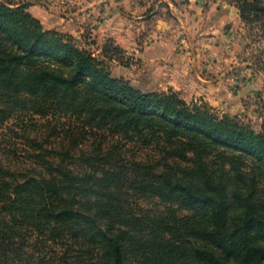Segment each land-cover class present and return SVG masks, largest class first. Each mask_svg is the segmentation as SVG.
<instances>
[{
    "label": "trees",
    "instance_id": "trees-1",
    "mask_svg": "<svg viewBox=\"0 0 264 264\" xmlns=\"http://www.w3.org/2000/svg\"><path fill=\"white\" fill-rule=\"evenodd\" d=\"M29 6L0 0V264H264V124L141 91Z\"/></svg>",
    "mask_w": 264,
    "mask_h": 264
},
{
    "label": "rangeland",
    "instance_id": "rangeland-1",
    "mask_svg": "<svg viewBox=\"0 0 264 264\" xmlns=\"http://www.w3.org/2000/svg\"><path fill=\"white\" fill-rule=\"evenodd\" d=\"M9 1L16 5L23 3L30 5L28 12L42 23L44 29L72 36L82 49L104 61L114 77L129 81L143 92L160 93L170 90H162L159 82L164 76L146 71L143 59L127 55V52L116 45L113 39L98 40V26L111 15L110 6H125L128 0ZM129 1L159 6L151 9L157 10L155 15L159 18L154 20V24L150 23L148 29L147 27L144 29L146 31L141 33L142 37L148 36L151 31L159 32L155 36L158 38L171 37L176 30L178 50L182 54L190 52V48L183 43L186 37L195 38V53L201 56L199 77L207 84L200 83L195 74L186 75L194 91L186 93L185 98L180 92L179 94L187 103H206L211 106L204 100L205 96L199 94L204 92L212 97L219 95L221 101L216 106H211L217 114L231 116L237 122L246 124L256 131L262 130L264 124V23L262 21L254 23L242 21L239 10L222 0ZM169 4L175 6L181 22L175 18L174 8L172 10ZM100 6L107 7L105 9ZM212 6H219L217 13L224 12L228 16L222 21L215 15L210 17L208 10ZM160 20L166 23L168 29L159 28L163 26L162 23H157ZM214 67L216 71H213ZM177 77L179 79V76ZM184 78L185 76L182 77ZM39 123L43 124V122ZM41 129L45 131L44 128ZM61 139L63 140L62 136L50 138L49 146L57 147ZM18 147L21 148L22 155L14 157L9 163L15 168H23L28 166L21 151L25 150V146L19 141ZM84 147L91 150L90 143L85 144ZM106 147L108 145H105ZM122 154L128 160H149L159 156L155 149H146L138 145L128 146ZM139 204L145 209L156 207L164 209L163 206L160 207L150 200L141 201ZM185 214L187 212H180L179 215Z\"/></svg>",
    "mask_w": 264,
    "mask_h": 264
},
{
    "label": "crops",
    "instance_id": "crops-1",
    "mask_svg": "<svg viewBox=\"0 0 264 264\" xmlns=\"http://www.w3.org/2000/svg\"><path fill=\"white\" fill-rule=\"evenodd\" d=\"M100 7L105 8L107 6ZM110 7L112 8L111 15L98 26V40L106 41L107 39H113L116 45L127 52V55L143 59L146 71H150L151 74L164 76L159 82L163 91L173 89L178 91V93L180 92L182 97L185 98L187 96L186 93L194 91L186 75L192 76L195 74L198 76L196 79L200 83L207 84L206 81L199 77L201 56L195 53V38H192V36L186 37V41H183V43L190 48V52L189 54H182L178 50L177 38L175 36L176 30L173 31L174 36L171 37H155L159 32L155 33L154 31L149 32L148 36L142 37L141 33L146 31L144 29L146 27L148 29L149 24H154V20L159 18L155 15L157 10H151L159 6H152V3H134L128 0L125 6ZM169 7L172 10L174 8L175 18L181 22V17L177 15L178 11H175V6L169 4ZM218 9L219 6L210 7L208 15L210 17L216 16L222 21L228 15L224 12L218 14ZM157 23L163 24L159 28L168 29L165 25L166 23H163L162 20L157 21ZM151 39L155 40L152 41ZM216 70V67H214L213 71ZM177 76H179V79ZM183 76H185L184 79H182ZM202 89L207 91L206 88L202 87ZM199 95L205 96L204 100L211 106H216L221 101V96L219 95L212 97L204 92Z\"/></svg>",
    "mask_w": 264,
    "mask_h": 264
}]
</instances>
